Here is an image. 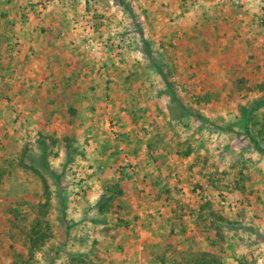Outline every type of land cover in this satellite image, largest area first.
Wrapping results in <instances>:
<instances>
[{
	"label": "rangeland",
	"instance_id": "rangeland-1",
	"mask_svg": "<svg viewBox=\"0 0 264 264\" xmlns=\"http://www.w3.org/2000/svg\"><path fill=\"white\" fill-rule=\"evenodd\" d=\"M0 17L75 68L59 85L36 63L24 89L0 59V264H114L103 232L128 221L100 206L140 175L123 157L106 171L126 143L204 208L133 264H264V0H0Z\"/></svg>",
	"mask_w": 264,
	"mask_h": 264
},
{
	"label": "crops",
	"instance_id": "crops-1",
	"mask_svg": "<svg viewBox=\"0 0 264 264\" xmlns=\"http://www.w3.org/2000/svg\"><path fill=\"white\" fill-rule=\"evenodd\" d=\"M6 29V32L5 30L0 31V59H2V61L12 62V66H16L20 69L22 68L23 71L29 70L27 71L28 77H26L25 82H23L27 84L24 86V89L32 88L35 84L36 80H32L31 76H35L33 68L37 66L35 65L36 63H38V67L41 68L42 74L44 75L41 80H46V77L49 75L52 76L49 79L50 82H55L60 85L61 83L65 84L67 82L65 76L74 74L75 68L71 66L72 60L68 59L70 55L67 57L66 54H62V58L61 55H59L60 59H62V61H60L61 66H59V61H57L58 53H41L44 54L42 55L43 59H41L40 53H28V42L21 36V38L18 37L12 25L11 28ZM24 29V27H22V30L20 29V34L24 32ZM71 58H73V56H71ZM37 60L43 61L41 62L42 64ZM16 69L17 68H14L13 70ZM67 87L71 89L74 88V86L69 84H67ZM73 91L70 90V93ZM75 92L78 91L76 90ZM78 97L76 96V98ZM83 97L84 94L81 98ZM71 98H74V95H71ZM123 114L126 115V113ZM125 118L129 123L130 117L126 115ZM120 128L122 127L120 126ZM132 129L133 126L129 128V130ZM127 147L128 144L126 143L118 147L117 150L109 151L107 155L108 158L105 159V162L110 160L107 162L108 166H106V171H112L113 168L110 166V162L113 158L117 159L123 157L127 162L136 161L140 165L137 169L140 171V175L135 173V175H131L130 177L126 175L125 185L121 179L123 176L121 173H118L115 185L122 194H119L118 197H114L112 200L114 208L110 207L109 210L107 208L105 211L100 210L102 214L108 217H111L113 213L117 215V212H120L118 216L121 218L125 217L126 223L128 221L127 226L110 227L103 232L105 241L102 239V244L105 248L110 250V253L112 252L109 258L114 264H120V260H122L124 264H133L131 262V255L137 256L140 260L148 258L150 252H154L155 258L159 255V251H163L164 248L168 249V244L170 241L172 242V237H174L178 231L177 228L180 230L179 233L182 237L185 238L188 233L185 231L183 224L192 219L193 216L191 215H201L204 209L203 206L200 205L201 202H199L198 204L200 206L196 205L198 210L196 208L193 213L189 205L190 201H188V198L184 197L185 195H183L182 192L178 196L179 199H174L171 189H169L168 186L165 187L167 180L161 182L162 178L166 179L165 171L167 170L162 168L163 163L161 161H157L160 154L159 151H156L155 156L152 154V145H147L145 148L141 149L143 154L146 153V155H142L141 153L138 155L133 151L131 153H126ZM135 147H137V145L133 144L134 150ZM146 157L148 160L144 161ZM129 172L128 170L125 171V174H129ZM176 172L178 173V171ZM177 185L178 184L175 183L174 186ZM109 221H111V219H109ZM147 221L151 223L153 221L154 223L148 226ZM177 221L182 222V224L177 225ZM154 264L156 263L154 262Z\"/></svg>",
	"mask_w": 264,
	"mask_h": 264
},
{
	"label": "trees",
	"instance_id": "trees-1",
	"mask_svg": "<svg viewBox=\"0 0 264 264\" xmlns=\"http://www.w3.org/2000/svg\"><path fill=\"white\" fill-rule=\"evenodd\" d=\"M117 1V0H116ZM112 189H113V191H114V193H112L113 194V197L112 198H110L108 201H105L101 206H100V210H103V211H105L107 208H108V210H109V206L110 205H112L113 203V199H114V197H116L117 195H119V194H122V193H120L119 191H118V189H117V186L116 185H114L113 187H112ZM210 256V255H209ZM212 259V260H211ZM210 259V262H207V261H198L199 263H197V264H216L214 261L216 260L215 259V257L212 255V258Z\"/></svg>",
	"mask_w": 264,
	"mask_h": 264
}]
</instances>
